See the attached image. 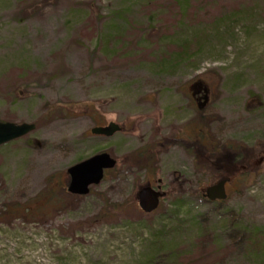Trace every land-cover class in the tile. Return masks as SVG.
Here are the masks:
<instances>
[{
  "label": "rangeland",
  "instance_id": "1",
  "mask_svg": "<svg viewBox=\"0 0 264 264\" xmlns=\"http://www.w3.org/2000/svg\"><path fill=\"white\" fill-rule=\"evenodd\" d=\"M186 2L198 9L180 17L175 0H0V120L36 125L0 146V264H252L264 247L251 234L264 230V0ZM190 39L188 58L167 60ZM109 121L121 131L91 135ZM206 135L218 150L203 155ZM237 146L252 153L240 161ZM102 151L117 167L100 184L62 189L69 166ZM225 175L227 198H204ZM158 179L166 196L144 213L135 192Z\"/></svg>",
  "mask_w": 264,
  "mask_h": 264
},
{
  "label": "water",
  "instance_id": "2",
  "mask_svg": "<svg viewBox=\"0 0 264 264\" xmlns=\"http://www.w3.org/2000/svg\"><path fill=\"white\" fill-rule=\"evenodd\" d=\"M35 127L34 123L0 121V145L30 133ZM119 131H121V127L114 121H109L102 126L94 125L90 128L91 134L106 137ZM115 164L116 159L108 152L102 151L69 166L66 169L69 176L67 192L72 195L88 194L90 186L98 184L103 179L104 171L113 168ZM157 183L156 188L144 185L136 192L135 198L138 207L144 213L153 212L158 207L160 199L166 195L165 191L160 190L161 180L158 179ZM225 183V179L216 181L204 189L203 195L210 201L226 199Z\"/></svg>",
  "mask_w": 264,
  "mask_h": 264
},
{
  "label": "trees",
  "instance_id": "3",
  "mask_svg": "<svg viewBox=\"0 0 264 264\" xmlns=\"http://www.w3.org/2000/svg\"><path fill=\"white\" fill-rule=\"evenodd\" d=\"M175 1L177 2L176 6H177V9H178V12H176V14L177 13L180 14V17H183V14H186L187 11H188V9L189 10H192L193 12L194 11H197V9H198V6L189 8L186 0H175ZM167 7H169V5H167ZM234 24L235 23H233L232 15H230L224 21H220V22L219 21H216V23L214 24V28L216 29V31L221 30L222 27H224L225 29H231L232 28L231 25H234ZM131 30L132 29H130V31ZM126 34H127V32H126ZM203 34H209V33L203 31L200 35H198V36L195 37L196 40L200 39ZM174 38H176V37L175 36H172V38L170 39V41L165 42V45H168V43L171 42ZM191 41H192L191 39L188 40V41H182L180 43V46L178 45L182 50L177 51V52L175 51V52L168 53L170 55V57L167 60L168 61L175 62V64H177V63L179 64L182 61H184L185 58H188V56L191 54V51L189 50L190 49V43H191ZM164 46H163V48H164ZM163 51L165 53L168 52V51H165V50H163ZM75 106L76 105H71V103L69 104V108H71V109H73ZM87 106L88 105H84V107H85V109L83 110L84 113L87 112V110H86V109H88ZM69 108H65L64 107V108H62V111H65L64 113H66V111H68ZM81 112H82V110H81ZM205 138H206V142H207L205 145H204V143L203 144L202 143L201 144L197 143L196 149L198 150V152H201V154L205 155V153L206 154L207 153H214L215 150H218V148L216 147V145L214 143H212V141H209L207 139V138H209L208 135H206ZM178 140H179L178 142L181 141V139H178ZM190 143H193V142H190ZM238 147H239V149L237 150L239 152V154H238L239 155L238 156L239 159L238 160H240V161L242 159H244V158H247L248 155H250L252 153L251 152V149L247 150V148H246V150H245L244 147H242V146H237L236 149ZM236 156H237V154H236ZM152 158H153V155L150 154L148 156V161L151 162L152 161ZM132 162L135 164V167L136 168L142 169V168L145 167L146 158L142 154H137V155H135V156L132 157ZM223 166H224V168H228V170L230 169V172L231 171H234V169H233L234 168V163H231V165H229V164L226 163ZM225 176L226 177H223L225 179L231 178L230 175H225ZM62 189H65V188H62ZM197 193H199V191ZM73 197H75V196H73ZM106 201H108V200L106 199ZM111 204H112V207H113L112 209H114L115 211H120V207H122L121 204H117V203H114V202H112ZM10 212H14V210L13 211H10ZM25 213H28L27 208H25ZM258 230L259 229L256 228L255 229V232H253V233L250 232V233L251 234L256 233L257 237L258 238H261V240L264 242V230H262V231H258ZM252 255H253L252 264H264V247L263 248H259L258 247L256 250L252 251Z\"/></svg>",
  "mask_w": 264,
  "mask_h": 264
},
{
  "label": "flooded vegetation",
  "instance_id": "4",
  "mask_svg": "<svg viewBox=\"0 0 264 264\" xmlns=\"http://www.w3.org/2000/svg\"><path fill=\"white\" fill-rule=\"evenodd\" d=\"M207 139H208L209 141H211L210 138H207ZM238 149H239V147H238L236 150H238ZM238 154H239V152L237 151V159H239V157H238L239 155H238ZM67 178H68V175H67ZM228 181H229V179H228ZM228 181H227V182H228ZM227 182H226V184H227ZM226 184H225V188H226ZM157 186H158V185H155V187H157ZM161 189H162V187H161ZM226 189H227V188H226ZM162 190H163V189H162Z\"/></svg>",
  "mask_w": 264,
  "mask_h": 264
}]
</instances>
